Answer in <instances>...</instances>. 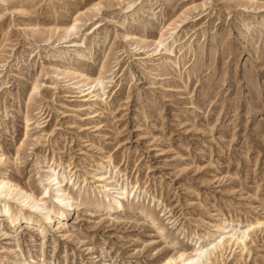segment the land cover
<instances>
[{"label":"rangeland","instance_id":"obj_1","mask_svg":"<svg viewBox=\"0 0 264 264\" xmlns=\"http://www.w3.org/2000/svg\"><path fill=\"white\" fill-rule=\"evenodd\" d=\"M0 177V264H264V0H0Z\"/></svg>","mask_w":264,"mask_h":264},{"label":"bare ground","instance_id":"obj_2","mask_svg":"<svg viewBox=\"0 0 264 264\" xmlns=\"http://www.w3.org/2000/svg\"><path fill=\"white\" fill-rule=\"evenodd\" d=\"M16 187L17 186L14 183H11L8 179H3L2 177H0V193H8L9 190L13 191ZM19 190H22V189L19 188ZM16 194L21 195L23 200H28L27 204L29 207L40 208L42 210L45 209V207H41V206L37 205L39 199L33 197L32 193L27 192V191H23V193H22L20 191V192H16ZM54 198H56L57 201H61L64 199V198H60L59 195H56ZM63 205H64V208H65V206H69V205H70V207H75L74 203L72 201H70V202L65 201L63 203ZM63 213L64 212L60 211V210H54L51 213L49 210L46 209L43 213V216H44L43 222L46 223L47 225L52 223V226H53L55 223V220L57 219L56 216H59V214H63ZM24 226H29V225L27 223H25ZM36 230H41V229L39 227H37ZM208 246H209V244H208ZM204 251H205V248L200 247L198 249H195L194 252H192V253L190 252L188 254L183 253V252H179V253H177L176 256L165 257L161 262H159L157 264H194V263H196V261H198L199 257L203 255L202 253Z\"/></svg>","mask_w":264,"mask_h":264}]
</instances>
